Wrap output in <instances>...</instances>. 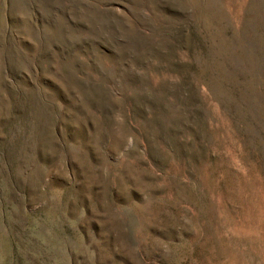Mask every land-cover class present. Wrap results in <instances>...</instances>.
Wrapping results in <instances>:
<instances>
[{"label":"rangeland","instance_id":"obj_1","mask_svg":"<svg viewBox=\"0 0 264 264\" xmlns=\"http://www.w3.org/2000/svg\"><path fill=\"white\" fill-rule=\"evenodd\" d=\"M0 264H264V0H0Z\"/></svg>","mask_w":264,"mask_h":264}]
</instances>
